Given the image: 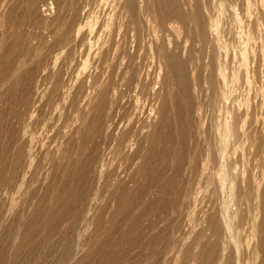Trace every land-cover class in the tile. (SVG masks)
I'll list each match as a JSON object with an SVG mask.
<instances>
[{"label":"bare ground","instance_id":"1","mask_svg":"<svg viewBox=\"0 0 264 264\" xmlns=\"http://www.w3.org/2000/svg\"><path fill=\"white\" fill-rule=\"evenodd\" d=\"M252 1L22 0V15L19 9L17 11L21 17L16 19V24L10 25L8 32L3 30L6 33L0 37V99L4 101L7 89L15 91L19 88L26 76L33 78L31 83L25 81L31 84L29 88L34 92L28 93L23 105L25 100L21 96V105H25L26 110L19 105L21 113L15 111L20 127L11 134L15 144L10 149L15 152V160L31 149L25 156L30 158L27 157V162L24 160L22 165L26 163V172L32 179L19 183L23 196L19 199V195L8 194L12 187L11 176L9 180L7 176L0 177V183L2 180L3 185L5 181L9 183L4 193L0 191V206L4 209L0 214V264H44V259V262L47 260L45 264H92L95 260L98 264H111L112 258L113 264H126L128 255L118 253L113 248V240L108 245L85 246L80 250L64 229L65 234H56V223L64 224L66 219L73 217L72 213L77 210L73 212L70 203L84 201L85 194L92 192L93 203H80L84 218L88 217L90 208L94 209L104 222V235L110 237L112 230L121 227L117 224L120 223L118 218L124 211H129L131 217L122 225L130 232L129 236L134 235L131 231L145 220L146 217H140L147 214L148 206L133 210L131 203L136 199L133 198L136 190L146 193L144 186L140 190L139 183L147 179L145 175L153 169L145 165L146 159L158 156L165 136L164 132V135L158 132L160 125L167 128L166 132L175 129L178 136L191 133L192 143L186 144V153H189L185 154L186 148L183 146L185 151H182L177 142L182 143V140L175 139L176 146L180 147L170 141L173 151L168 150L172 145L166 148L172 156L166 160L162 156L163 163L159 162L170 167L171 175L166 178L167 186L162 181L163 184L158 185L165 190L166 187L172 189L176 197L173 199L178 203L175 206L177 213L174 211L178 215L175 217L178 224L189 222L186 226L193 230L199 223L203 226L206 223L203 230L198 229L201 233L189 243L187 241L188 244L183 245V241L180 246L181 237L176 240L175 235L165 250L177 247L174 253L177 264H264V1L254 5ZM232 18L242 25L241 29L234 21L237 30H242L239 31L241 34L227 25ZM2 23H5L4 19ZM1 25L2 28L4 25ZM26 25L30 30H24ZM122 63L127 65L123 68L125 72L121 70ZM23 86L18 90L23 92ZM23 94L26 97V92ZM18 99L15 102L21 100ZM12 104L11 113L16 110L14 102ZM41 107L44 109L42 114L38 109ZM35 133L40 137L30 146ZM176 133L173 134L177 136ZM94 139L104 143L98 145ZM93 141L96 144L93 148L98 147L95 153L90 152L88 146ZM7 142L4 141L6 144H2V148L3 145L10 148L6 147ZM73 145L74 150L69 151L68 147ZM88 155L92 156L88 158ZM83 156L86 157L84 162L80 160ZM58 158L74 162L65 167L57 162ZM93 164L95 172L106 175V181L103 182L106 177L100 175L99 180L87 184ZM45 168L51 173L61 172L56 178L52 174V182L63 184L64 188L60 185L63 191L62 188L57 190L56 185L44 186L48 193L36 194L39 183H43ZM71 171L82 172L76 174L80 175L79 181L67 178ZM122 175L131 178L137 186L128 191L125 188L117 195L126 181ZM153 176L151 178L155 180L157 176ZM45 177L50 180L47 175ZM59 177L65 180L54 181ZM85 184L89 189L80 191L79 186ZM3 195L8 198L4 199ZM32 195L36 196L33 197L34 210L32 205L20 210L21 203L29 201ZM116 195L118 202L108 211L106 203L111 198L115 201ZM194 195L198 196L197 202L192 201ZM63 201V206L59 207ZM166 202L164 206L175 204L170 200ZM164 206L166 210L169 208ZM167 214L163 217H168ZM11 215L20 218V225L6 224ZM42 218L47 222L45 242L47 240L49 247L43 257L41 255L42 263L32 262L33 255H30L35 252L31 251L34 243L31 248L27 246L35 241L31 240L28 245L23 241L27 245L24 247L20 237L22 239V233L34 228L42 229L45 225L44 222L40 226ZM79 219L80 216L72 218L69 227L76 228ZM155 223H150L151 228ZM178 224L177 228L180 227ZM180 228L183 231L185 227ZM30 235L27 236L30 238ZM39 239L42 241L41 237ZM138 239V245L147 240ZM37 245L41 246L40 243ZM110 245L112 250L110 247L105 252L104 246ZM152 252L140 257L142 264L154 261L156 253Z\"/></svg>","mask_w":264,"mask_h":264},{"label":"rangeland","instance_id":"2","mask_svg":"<svg viewBox=\"0 0 264 264\" xmlns=\"http://www.w3.org/2000/svg\"><path fill=\"white\" fill-rule=\"evenodd\" d=\"M2 1V2H1ZM12 1H14V0H0V8H1V10L3 11H1L0 10V16H1V20H0V22L4 19V22L5 23H2V25H4V26H2L1 24V26H2V28L0 27V37L3 35V33L5 34L6 32H8L9 30V27H10V25L11 24H16L17 22H18V20H19V16L21 17V15H22V8H23V2H22V0H16V1H14V3L12 2ZM252 1V0H251ZM258 1H260V0H257V1H255V0H253L252 2L253 3H251V4H253L254 5V3L255 2H258ZM264 1V0H263ZM5 2L7 3L6 5H5ZM21 2V3H20ZM12 5H13V8H11L12 7ZM22 5V6H21ZM5 6H6V8H5ZM15 6V7H14ZM8 7V8H7ZM20 7H22V8H20ZM3 8V9H2ZM7 9H8V11H7ZM15 9V10H14ZM21 11V12H19V10ZM10 10V11H9ZM12 11V12H11ZM17 11L21 14H19V13H17ZM14 12V13H13ZM16 12V13H15ZM4 13H7V14H4ZM9 13H11V14H9ZM4 15V18L2 17ZM15 15H17V16H15ZM5 16H6V18H5ZM14 16V17H13ZM10 17V18H9ZM3 18V19H2ZM7 19H9V20H7ZM10 19H12V20H10ZM16 19H18V20H16ZM231 20H233L232 22H231ZM16 21V22H15ZM234 21H237L238 22V24H239V26L241 25L240 24V22L238 21V20H234V18H232V19H230L228 22H230V23H228L227 25H229V27L231 28V27H233V28H231L234 32H236L237 34H238V32L240 31H242V30H240L239 29V31L237 30L238 28H237V26H234L235 24L237 25V23H235L234 24ZM231 24V25H230ZM226 25V26H227ZM238 26V27H239ZM25 27V28H24ZM23 28H24V30L25 31H28V30H30V28L28 27V25H26V26H24ZM26 28H27V30H26ZM239 28H241L242 29V25L239 27ZM3 30H5V31H3ZM3 31V32H2ZM239 32V34H241ZM123 64V63H122ZM125 66H127L126 65V63L125 64H123V66H122V69L121 70H123L124 71V67ZM36 66L34 65V68H35ZM33 68V65L31 66V69ZM124 68V69H123ZM126 69H127V67H126ZM34 70V69H33ZM123 71H121L122 72V74L125 72H123ZM26 79H25V81L27 82V81H30V83H31V81H33L32 79L33 78H28L27 76L25 77ZM24 79V78H23ZM28 79V80H27ZM23 81V80H22ZM20 82L21 84V86H23L24 84L26 85H28V88H27V85L26 86H23V87H25V89H21L23 92H21L20 90H18V89H20V87L19 88H17L15 91L13 90V88H12V90H9V89H7L6 90V93L8 92V93H11L10 95L7 93V96H6V100L5 99H3L4 101H2V99H0V119H1V121H3V122H1L0 124V150H1V148H2V144H4V141L5 142H7V143H9L6 147H10V148H5V144L3 145V148H2V152L0 153V155H1V158L0 159H2L3 157V166L0 168V177H3V179L4 178H6V177H4V176H7V180H9V178H10V176H11V178H10V180H9V183H11V185H12V187H9V196H14V195H16V196H18L19 197V199H21V197L23 198V196H21L22 195V193H21V191H19V190H21L19 187H20V185H19V183L21 182L22 183V181H28L29 182V180H31L32 179V175L31 174H27V172H26V163H24L25 165H22L23 164V161L24 160H28V158H30V157H25L27 154H30L31 152V149H29L28 150V153L25 155V156H23V157H21L20 159H22V162H21V160L19 159L18 160V158L15 160V158H16V156L14 157V155H15V152L13 151V150H10V149H12L13 147V145L15 144V138H13V135L11 136V134H13L14 132H16V130L15 129H18L19 127H20V124H19V120H18V118H19V116H17V117H15L14 115H15V111H16V114L19 112V114L21 113V110H19L20 108H22V110H26L25 108V105L24 106H22L23 104H25V102H27V97H28V93H29V95H31V93L32 92H34V90L32 91L31 90V88H29L30 86H31V84L30 83H25V81H23V82ZM24 83V84H23ZM22 88V87H21ZM26 88H27V90H26ZM15 89V88H14ZM30 89V90H29ZM26 90V91H25ZM21 92V94H20V92ZM28 91V92H27ZM16 92V93H15ZM26 92V97L24 96V94L22 95V93H25ZM31 92V93H30ZM17 94H20V95H17ZM12 95V96H11ZM12 98H11V97ZM21 96H23L24 98H22ZM16 99H15V98ZM17 98H22L23 99V101L24 102H22V99L20 100V99H18V100H20V101H16L15 102V100H17ZM26 98V99H25ZM14 99V100H13ZM9 100V101H8ZM12 100V101H11ZM4 102H5V104H7V105H5L4 104ZM8 102V103H7ZM12 104V102H14V105L16 106V110H13V112L11 113V109L13 108V104L12 105H9L10 103ZM21 102H22V105H21ZM16 103V104H15ZM43 103V102H42ZM1 104H3V105H1ZM17 104H18V106H17ZM40 104H41V102H40ZM10 107H9V106ZM19 105H21L20 106V108H19ZM41 106H43L42 104H41ZM4 107V108H3ZM12 107V108H11ZM18 107V108H17ZM2 108V109H1ZM11 108V109H10ZM44 108V107H43ZM6 109H9V110H7V112H6ZM39 110V113L40 114H42L43 112L42 111H44V109H42V107L41 108H38ZM9 111V112H8ZM25 112V111H24ZM14 113V114H13ZM8 114H9V116H8ZM18 114V115H19ZM17 121V122H16ZM3 126V127H2ZM162 128H161V127ZM159 126V129H161V130H158V132L159 133H163L164 132V134H165V136H163L162 137V141H161V143H162V145H161V143H160V149H159V153H158V156L159 157H161L160 159H159V157L157 156L156 158L155 157H151L152 158V162H150V160H151V158L149 157V158H147L146 159V161H145V165H147V166H150L151 168H150V170L152 169V167H153V169L152 170H156L157 168V170L155 171V173H154V171L151 173V171L149 172V173H147L145 176L147 177V179H148V181H147V179H143L140 183H139V188H140V190H141V187L142 186H144L145 188H146V193L144 194V192L143 191H139V193H137L138 191L136 190V192L134 193V195H136V197L135 196H133V198H136V199H133V200H135L134 202L132 201V203H133V205H132V203H131V207L133 208V210H140V209H138V208H146V206H148L147 208H148V212H147V214L144 216H141L140 218L141 219H143V218H145V220L143 219L142 221H141V219H140V221H141V224H139V222L137 221V224H139L137 227H136V229L135 228H133V230L131 231L135 236H137L136 237V239L134 238H132L134 235H131V236H129L130 235V232L129 231H127V229H124V225H122V224H124L125 223V221L126 220H128V218L130 219V213H129V211L127 212V211H124L123 212V214H122V216L121 217H119L118 218V221L120 220V223L118 222L117 224H121V227L120 228H118V230L116 229H114V230H112V232H111V234L110 235H108V236H110V237H107L106 235H104V232H103V225H104V222L102 221V219H100V217L98 216V214H97V212H95L94 211V209H91L90 208V210H89V215H88V217L87 218H84V210H82V205L83 204H80V203H84L85 201H86V204L88 203V205L90 204V203H93V199H94V197L95 196H93L94 194L91 192V194L90 195H88V194H85L86 196L84 197L86 200H84V201H77V202H72V204L70 203V207L73 209V212H75L76 210L79 212V215L75 212V214H77V216H78V218H79V216H80V219H79V224H78V226L76 227V228H74V229H71L69 226H70V223L73 221L72 220V218L73 219H78V218H76V216H75V214L74 213H72V216L73 217H71L70 219H66V223H65V221H64V224L63 223H58L59 225H57V223H56V234L57 235H60L61 233L63 234H65V231H66V234H70V236H71V238H72V242H75L76 244H77V246H79L80 247V250L83 248V247H85V246H88L89 248H91V247H94L95 248V246L96 245H99V244H102V245H108V244H110V242L113 240L114 241V243H113V248H116V250L118 251V253H124L123 255H128V259L126 260V264H131V263H135L136 262V264H138L139 263V258L140 257H142L143 255L145 256L146 255V253L148 254L149 252H152V253H156L155 254V259H153L154 261L152 262H150L149 261V263H156V264H165V262H167L166 264H177L178 263V261H177V259L178 258H176V254H174L175 253V251H177V247H175V248H173L172 250H165V249H167V247L169 246L170 247V245H168L173 239H174V236H175V239L177 240V238H179L180 239V237H181V242H179V245L181 246L182 245V242H183V245L186 243V244H188L190 241H192L193 240V238L196 236V235H199L200 233H201V231H199V230H203L204 228H205V224H204V222L202 223V224H204V226L203 225H201V223H199L198 224V226H194V229L192 230H189V227L188 226H186V224L188 225V223H186V224H184V225H180V224H178V221H177V218H175V217H178V215L176 214L177 212L176 211H178V210H176L178 207H175L176 206V204L178 205V203H176V199H173L174 197H175V195L173 194V192H172V189H171V191H170V189L169 188H167L166 187V190L161 186L160 187V185L161 184H163L162 182H164V184H166L167 183V180H166V178H169V176L171 175V173L169 174V172H170V167L168 168V166H167V164L165 163V165H161V163H163L162 162V160H163V157H165V160H166V157H168V159H170L169 157L170 156H172V153H170V151L172 152L173 151V149H174V146L173 145H175L176 146V143L177 142H179V144L178 145H180L181 146V150L182 151H185L184 153L185 154H188V153H186L187 152V146H186V144H190V143H192V141H190L191 140V137H190V135H191V133L189 134V136H188V133H187V135L184 133V136H183V134L181 135V136H178V134L176 133V130L174 131L173 129H172V131H174L175 133H176V135L177 136H175L173 133L174 132H170L169 131V129H168V131L169 132H166L167 131V128H165L164 126H162V125H160ZM165 129H166V131H165ZM164 130V131H163ZM161 131V132H160ZM166 132V133H165ZM169 133L172 135L171 137H170V135H169ZM164 134H162V135H164ZM166 134H168L169 135V137L172 139H170L169 137H167V135ZM35 136V138L34 139H32L31 141H30V146L31 145H33L34 143H36L37 142V140H38V138L40 137V134H38V133H35L34 134ZM186 136V137H185ZM101 138H99L100 140H104V138H103V136H100ZM175 137H177V138H175ZM98 138V137H97ZM188 138H190L189 140H188ZM37 139V140H36ZM177 139H180V140H182V143L179 141V140H177V142H175ZM193 139V138H192ZM95 141H96V144L99 142V140L98 139H94ZM185 140V141H184ZM95 141H93V142H90V144L88 145L89 147V150H90V152H93V153H95V151L97 150V148H93V146H95L96 144L94 143ZM173 142H175V144H173L172 145V143ZM165 142V143H164ZM167 142H168V144H167ZM171 144H170V143ZM100 143H104V142H99L98 143V145H100ZM181 143V144H180ZM166 144V145H165ZM97 145V146H98ZM167 145H169V146H167ZM172 145V147H170ZM177 145V146H178ZM65 145L63 144V147H64ZM162 146V147H161ZM176 146V147H177ZM180 146H178V147H180ZM186 148H184V147ZM75 148V145H73L72 146V148H71V146H70V148L68 147V149H69V151L71 150V149H73L74 150V148ZM168 147H170V148H168V150H170L169 152H168V150H167V148ZM162 149H164V150H162ZM185 149V150H184ZM72 150V151H73ZM95 150V151H94ZM161 150V151H160ZM5 151V152H4ZM5 154H4V153ZM10 152H12V153H10ZM97 152V151H96ZM162 152H164V154H162ZM165 152H167V153H165ZM9 155H8V154ZM168 153H170L171 155H166V154H168ZM4 154V156L2 157V155ZM12 154V155H11ZM162 154V155H161ZM166 155V156H165ZM12 156V157H11ZM92 155H88V158H90ZM163 156V157H162ZM14 157V158H13ZM25 157V158H24ZM85 156H83V157H81L80 158V160H82V162H84V159H86V157H87V155H86V157L84 158ZM155 158V159H154ZM13 159V160H12ZM162 159V160H161ZM11 160V161H10ZM18 160V161H17ZM27 160L26 161H24V162H27ZM70 161H68V160H62V159H59L58 158V160H57V162L58 163H61L62 165L64 164L65 165V167H69V165L71 166L72 165V161H71V159H69ZM154 160V161H153ZM159 160H161V163L159 162ZM16 161V162H15ZM59 161H61V162H59ZM7 162V163H6ZM14 162V163H13ZM18 162H21V163H18ZM63 162V163H62ZM68 162V163H67ZM74 162V161H73ZM13 163V164H12ZM16 163H18L17 164V168H16ZM155 163V164H154ZM158 163H159V165H158ZM22 165V166H21ZM12 166V167H11ZM15 166V167H14ZM23 166H24V168H23ZM167 166V167H166ZM14 167V168H13ZM21 167V170H23V171H21V170H19V168ZM91 168V170L93 169L94 170V168H95V165L93 164V165H91L90 166ZM154 167H157L156 169L154 168ZM161 167V168H160ZM164 167H166L165 169H164ZM13 168V169H12ZM23 168V169H22ZM10 169V170H9ZM90 169H89V172H88V175H90V176H88L87 175V177H89V179H87V184H90V181L92 182V184H93V182H96V180H99L100 179V175H101V173H99L98 174V172L96 171L95 172V170L94 171H90ZM162 169V170H161ZM16 170V172H14ZM17 170L18 171H20L19 173L17 172ZM47 170V168H45V171ZM158 170H160V171H158ZM163 171V172H162ZM165 171V172H164ZM10 172V173H9ZM44 172V169L42 170V173ZM48 171H46V172H44L47 176H48V178L50 179V180H48V179H46L47 177H45L44 178V176H46V175H44V173L42 174L43 175V177H42V179H46L45 180V182H44V180L42 181L43 183H39L40 185H38V187H37V192H36V194L38 193L39 195L41 194L42 196H43V194L46 192V193H48L47 192V188L49 187V186H51V187H55L54 185H56V183L54 184V182H52L53 181V178H56V176L58 177V175L60 176V174H61V172H56V173H54V172H48ZM91 172V174L93 175H91V174H89ZM157 172V173H156ZM159 172H160V174H159ZM14 173V174H13ZM58 173V174H57ZM60 173V174H59ZM73 173H75V175L76 174H82V172H75V171H71L70 172V174L68 175L69 177H67V178H71V179H73V180H76L75 182H77V180L79 181V179H80V175L78 176V175H74ZM163 173V174H162ZM26 174L28 175V176H26ZM49 174H51V176L49 175ZM52 174L53 175H55V176H53V178H52ZM73 174V175H72ZM99 175V178H96V176L98 177V175ZM153 174L155 175V176H157V178H160L159 180L155 177V176H153ZM10 175V176H9ZM95 175V176H94ZM125 175V174H124ZM163 176V178L161 179V177H158V176ZM16 176V177H15ZM102 177L104 176V177H106V175L105 174H103V175H101ZM123 176V175H122ZM151 176H153V177H155L156 179L154 180V178L152 179L151 178ZM51 177V178H50ZM124 177V176H123ZM25 178H26V180H25ZM28 178V179H27ZM30 178V179H29ZM128 180H127V179ZM52 179V180H51ZM108 179L107 177L106 178H104L103 179V182L104 181H106V180ZM150 179V180H149ZM47 180H48V184H47ZM57 180H59V182H61V181H64L65 180V178L63 179L62 177H61V179H60V177H59V179H56V180H54V181H56L57 182ZM61 180V181H60ZM82 180V179H81ZM94 180V181H93ZM124 180H126L125 182H124V188H122V187H120L121 189H119L118 191H117V195L118 194H121L122 192H123V190H125V188H126V190L125 191H128L129 189H134V188H136L135 186H137V184H135L133 181H132V179L131 178H129V177H124ZM130 180V181H129ZM50 181H51V183H52V185H50L51 183H50ZM89 181V182H88ZM162 181V182H161ZM3 182H4V180H2V182L0 183V191L2 192V193H4V191H6V189H7V187H8V185H9V183L7 182V181H5V183H4V185H3ZM133 182V183H132ZM154 182V183H153ZM158 182V183H157ZM8 183V184H7ZM152 185H151V184ZM156 183V184H155ZM58 184V183H57ZM155 184V185H154ZM158 184H160V185H158ZM19 185V186H18ZM60 185H62L63 186V184H59V185H56V189L58 190V189H61L62 188V186H60ZM91 185V184H90ZM126 185V186H125ZM2 186H3V188H2ZM6 186V187H5ZM41 186V187H40ZM44 186H48L47 188H45ZM85 186H87L86 184L84 185V187H83V185H80L79 186V190L81 191V190H85L84 188H88L89 189V185L87 186V187H85ZM152 186V187H151ZM164 186V185H163ZM166 186H167V184H166ZM159 187L161 188V190L159 189ZM45 188V189H44ZM54 188V189H55ZM63 188H64V186H63ZM63 188L61 189V191H63ZM100 188H101V190L102 191H106V190H104L105 189V187L103 188V187H101L100 186ZM162 188H163V190H162ZM53 189V190H54ZM56 189H55V191H56ZM169 189V190H168ZM100 190V191H101ZM160 190V191H159ZM40 191V192H39ZM93 191V190H92ZM150 191H151V193H150ZM158 191V192H157ZM167 191H168V194H167ZM148 192V193H147ZM166 192V193H165ZM161 193V194H160ZM7 194V195H8ZM35 194V195H36ZM171 194H173V195H171ZM7 195H3L4 197V199H6V198H8V196ZM40 195V196H41ZM45 195V194H44ZM88 195V196H87ZM116 195V198L117 199H114L115 201H116V203H115V201H113V198H111V200H109L106 204H107V206H106V209L109 211V209L111 208V207H113L114 208V205L115 204H117V202H118V196ZM197 195V194H196ZM196 195H194L195 196V198H194V196H193V198L195 199H192V201H196V199L198 198V196L196 197ZM7 196V197H6ZM37 196V195H36ZM36 196H31L32 198H30V200L28 201V203H26L27 201H25V202H22L21 203V207H19L20 208V210L21 209H27V208H25V207H30V205H32L31 207H32V209H33V207L35 208V205H33V204H35V202H34V198L33 197H36ZM63 196H65V194H63ZM62 196V197H63ZM150 196V197H149ZM153 198H152V197ZM156 196L158 197V198H156ZM38 197V196H37ZM47 197H49V194H47V196H46V198ZM87 197H88V199H87ZM89 197H91V198H89ZM142 197H143V199H142ZM161 197V198H160ZM163 197V198H162ZM141 198V199H140ZM156 198V199H155ZM170 198V199H169ZM176 198V197H175ZM48 199V198H47ZM152 199H153V202H152ZM164 199H165V201H164ZM89 200H91V201H89ZM143 200V201H142ZM151 200V201H150ZM155 200V201H154ZM164 202H163V201ZM169 200L170 201H172V202H174L175 204L173 205V203L172 204H169V206L166 204L165 206H164V204L165 203H167L166 201H168V203H169ZM173 200H175V201H173ZM65 201V200H64ZM64 201L62 202V203H60V205H59V207L61 206H63V204H64ZM88 201V202H87ZM31 202H34V203H31ZM143 202H145L146 204L144 205V203ZM197 202V201H196ZM171 203V202H170ZM9 204V203H8ZM77 204V205H76ZM159 206H158V205ZM151 205V206H150ZM155 205V206H154ZM163 206L164 207H169L167 210H168V212H167V210H166V208H163ZM171 206H172V208H174V209H172L171 208ZM28 207V208H29ZM152 207V208H151ZM159 209V210H158ZM163 209H165V210H163ZM171 209H172V212L173 213H171ZM3 208H2V206H0V214L3 212ZM19 210V209H18ZM34 210V209H33ZM162 210H163V213H162ZM166 211V212H165ZM169 211H170V213H169ZM176 213H175V212ZM149 213V214H148ZM157 213V214H156ZM166 213H168L167 215H168V217L166 216V218H164L163 217V215L165 216L166 215ZM137 214H139V213H137ZM173 214V215H172ZM162 215V216H161ZM170 215V216H169ZM171 215H172V217H171ZM174 216V217H173ZM12 217H15L14 215H11V217H9L5 222H6V224L7 225H9V224H13V225H15V224H17L16 226H18V225H20V218L18 219L17 217H15V218H17L16 220L18 221H15L14 222V219L12 218ZM171 217V218H170ZM165 219V221L164 220H162V221H160L161 219ZM170 220H168V219ZM12 219V220H11ZM0 220H2L1 219V217H0ZM168 220V221H167ZM176 220V221H175ZM136 221V220H135ZM152 221H153V223L156 221V223H155V226L153 227V228H151V224H152ZM159 223H158V222ZM42 222V223H41ZM41 222H40V226H41V224L43 225V223L45 222V225H43L44 226V228H43V226H41L42 227V229H43V232H42V229L39 227V229L38 228H34L33 230H29V231H27V233L25 232V233H22V239H21V237H20V241L23 243V241H26V244L28 245V243H30L31 242V240L32 241H35V242H31L30 244H29V246H27L26 244H25V242L23 243V245H24V247H30V245H31V247H32V244H33V248H31L32 250V252L35 250V252H33L31 255H30V257H32V255H33V260H32V262L33 261H35L36 260V262H39V263H42V260L41 259H44V258H41V255H42V257H43V255L45 254L44 252H45V250H48L47 248L49 247L48 245H46V243H47V240H46V242H45V239H47V235H46V227L45 226H47V222H46V220H44V222H43V218H42V220H41ZM123 222V223H122ZM163 222V223H162ZM166 222V223H165ZM177 222V223H176ZM151 223V224H150ZM69 224V225H68ZM157 224V225H156ZM177 224H178V227H179V225H180V227H185L184 229H183V231H180L182 228H177ZM142 227H141V226ZM148 225H149V229H148ZM199 225H200V227H199ZM5 226V225H4ZM26 226V225H25ZM58 226V227H57ZM23 227H24V225H23ZM63 227V228H62ZM66 229H65V228ZM123 227V228H122ZM147 227V228H146ZM61 228V229H60ZM141 228V229H140ZM188 228V229H187ZM39 231H38V230ZM65 231H64V230ZM177 229H179V231L177 230ZM199 229V230H198ZM36 230V232H34ZM44 230H45V232H44ZM124 230V231H123ZM187 230H189V231H187ZM31 231V232H30ZM190 231H192V232H190ZM21 232H24V230H21ZM32 232H34V233H32ZM137 232V233H136ZM179 232V233H178ZM181 232H182V234H181ZM194 232V233H193ZM203 232V231H202ZM29 233V234H28ZM30 233H32V235H30ZM37 233V234H36ZM43 233V234H42ZM45 233V234H44ZM24 234V235H23ZM29 236L30 235V238L27 236V235ZM35 234V235H34ZM55 234V235H56ZM139 234H141V237H143V238H147V240H145L146 242H145V244H141V245H138L137 243H139L140 242V240L138 239V238H141L140 237V235ZM193 234H195L193 237H192V235ZM243 234H245V232L243 233ZM104 235V240L102 241V242H100V237L101 236H103ZM179 235V236H178ZM183 235V236H182ZM186 235V236H185ZM21 236V235H20ZM34 236H35V238H34ZM112 236V237H111ZM189 236H191V237H189ZM37 237V238H36ZM41 237V240L42 241H40V238ZM130 237V238H129ZM186 237H187V239H186ZM33 238H34V240H33ZM44 238V239H43ZM54 238H56L55 240L56 241H58L57 240V236H54ZM108 238H110V239H108ZM115 238V239H114ZM161 238H162V240H161ZM192 238V239H191ZM27 239V240H26ZM121 239V240H120ZM131 239V240H130ZM133 239V240H132ZM178 239V240H179ZM189 239H191V240H189ZM28 240H29V242H28ZM39 242H38V241ZM43 240H44V242H43ZM135 240V241H134ZM138 240H139V242H138ZM157 240H161L160 241V243H158V245H156L155 244V242L157 241ZM179 240V241H180ZM120 241V242H119ZM186 241V242H185ZM187 241H188V243H187ZM37 242V243H36ZM136 242V243H135ZM152 242V243H151ZM154 242V243H153ZM41 244V246L40 245H37V244ZM44 243H45V245H44ZM135 243V244H134ZM119 244V245H118ZM140 244V243H139ZM156 246H155V245ZM3 244H1V246H2ZM178 245V246H179ZM47 246V247H46ZM138 246V247H137ZM158 246H159V248H158ZM179 246V247H180ZM111 247V245L110 246H104V250H105V252L106 251H108L107 249L108 248H110ZM161 247V248H160ZM38 248V249H37ZM42 248V249H41ZM46 248V249H45ZM26 248H24V250H25ZM41 249V250H40ZM111 250H112V247L110 248ZM153 249H155V250H153ZM120 250V251H119ZM125 250V251H124ZM174 250V251H173ZM41 251H42V253H41ZM116 251V252H117ZM124 251V252H123ZM169 251V252H168ZM39 253H40V255H39ZM143 253H145V254H143ZM167 253H168V255H167ZM172 253V254H171ZM79 254H81V253H79ZM38 255V256H37ZM82 255V254H81ZM81 255H79V257L81 256ZM35 256V257H34ZM39 256H40V258H39ZM38 257V258H37ZM41 260V261H37V260ZM142 259V261H140V263L139 264H142L141 262H143V258H140V260ZM45 260V259H44ZM44 260H43V263L45 264V262H47V260L44 262ZM113 258L112 259H110V263L111 264H113ZM163 262V263H162ZM99 263V261L98 260H95L92 264H98ZM7 264V263H6ZM47 264V263H46Z\"/></svg>","mask_w":264,"mask_h":264}]
</instances>
